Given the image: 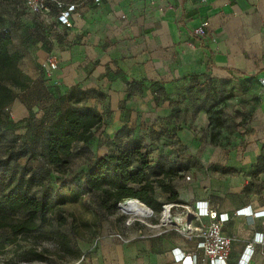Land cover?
Wrapping results in <instances>:
<instances>
[{
  "label": "crops",
  "instance_id": "0c3cea01",
  "mask_svg": "<svg viewBox=\"0 0 264 264\" xmlns=\"http://www.w3.org/2000/svg\"><path fill=\"white\" fill-rule=\"evenodd\" d=\"M67 2L77 4L71 28L61 29L54 40L48 29L45 40L15 49L22 59L10 78L18 93L39 94L40 101L50 102L48 109L53 112L63 108L62 102L68 103L70 96L84 98L89 108L102 115L104 125V117L112 113L109 126L115 136L146 122L152 112L163 126H180L182 144L185 133L193 137L198 125L197 108L204 102L198 101V91L206 96L215 91L232 95L225 110L239 104L242 110L243 98L257 97L264 120V85L260 83L264 79V0ZM203 23H207L204 35L195 34ZM48 56L57 60L58 67L47 75L40 64ZM186 109L185 118L181 113ZM199 114L204 124V110ZM186 127L193 130L185 131ZM210 196L205 188L196 195L180 194L179 199L194 201L192 207L181 205L188 209L185 214L205 202L208 209L230 218L223 225L224 234L235 239L228 264H239L254 229L236 213L247 207L264 208L238 205L230 199L216 204ZM189 219L193 227L199 225L193 217ZM259 227L257 223L255 228ZM198 241L186 238L178 227L127 240L118 235L97 237L86 264H182L176 254L196 253ZM250 264H264V260L255 253Z\"/></svg>",
  "mask_w": 264,
  "mask_h": 264
},
{
  "label": "rangeland",
  "instance_id": "374dc122",
  "mask_svg": "<svg viewBox=\"0 0 264 264\" xmlns=\"http://www.w3.org/2000/svg\"><path fill=\"white\" fill-rule=\"evenodd\" d=\"M24 1L0 0V15L13 39L12 50L25 49L29 44L45 40L42 28L50 29L49 21L29 13ZM29 29L34 30L27 32ZM32 93H19V101L5 109L0 118V199L7 190L11 174L16 178L35 175L41 186L34 188L33 194L44 196L50 203V222L38 232L20 236L14 244L7 245L0 253V264H86L97 237L118 235L127 240L159 233L166 228L181 229V223L164 221V205L170 202H167L168 194L159 189L156 195L158 205L150 208L142 203L152 211L148 218L128 216L120 208L113 212L103 211L98 206L101 193L87 189V175L97 161L105 156L115 157L128 149L129 139L142 144L143 153L152 167L172 169V184L179 197L185 193L196 195L208 188L210 198L216 204L230 199L238 205L264 208V120H261L257 97L243 98L242 110L241 104L238 107L229 105L225 110L222 104H218L223 99L222 94L210 92L209 97L198 91V101L204 102L197 108L198 125L193 137L185 133V144L178 137V132L182 131L180 126L165 127L162 121L153 119L152 112L148 113L146 122L134 129L124 128L117 136L109 126L112 113L103 114L105 125L95 132L91 141L75 145L67 164L52 166L40 152L56 115L48 109L51 108L49 101H40V95ZM87 104L86 99H81L70 106L82 112L89 108ZM213 105L223 109L221 128H213L210 124L207 110ZM200 110L205 113L204 124L200 122ZM181 115L186 118L188 110ZM184 130L193 129L186 127ZM11 150L17 154L25 152L26 156L8 163ZM33 150L37 153L35 158L29 156ZM188 152L194 155H188ZM108 164L115 176L112 161L109 160ZM153 171L159 174L157 168ZM179 202L168 208L173 219L185 216L188 209L183 206L192 207L194 201L186 203L179 199ZM7 215L15 222L22 218L21 213L9 212ZM9 237L10 231L0 228V241ZM30 249L36 252L29 253ZM38 254L44 258L41 260Z\"/></svg>",
  "mask_w": 264,
  "mask_h": 264
},
{
  "label": "trees",
  "instance_id": "16d2710c",
  "mask_svg": "<svg viewBox=\"0 0 264 264\" xmlns=\"http://www.w3.org/2000/svg\"><path fill=\"white\" fill-rule=\"evenodd\" d=\"M48 37V31L42 28ZM13 39L8 29H5L4 19L0 15V118L5 109L10 107L18 98L19 93L14 88L10 72L18 66L22 59L20 51L12 50ZM211 97V95H208ZM232 95L223 96L219 105L226 103ZM84 98L70 96L64 102L63 108L52 112L56 115L50 128L45 134L41 144V156L52 166L67 164L73 154L74 146L77 144H88L95 132L104 126L102 115L93 108L78 111L72 108V102ZM222 107L213 105L207 110L210 124L213 128H221L223 121L220 115ZM128 149L120 151L115 157L105 156L100 158L86 178L87 189L91 192H100L101 197L98 206L101 210L113 212L118 205L125 200H139L148 207L158 205L157 190L168 194L166 204H180L179 195L172 184L174 172L164 166L152 167L143 153L142 144L128 140ZM9 162L17 161L20 157L26 156L25 152L17 154L15 150L9 151ZM37 157L35 150L29 155ZM112 161L114 173L112 174L108 162ZM2 165H0V170ZM158 169L159 174L153 171ZM170 180V181H167ZM35 175L27 178L22 176L16 178L11 174L7 181V190L0 199V228L8 229L11 237L0 241V253L5 251L7 245L14 244L20 236L36 233L50 222L51 206L44 197H37L33 194L34 188L40 187ZM172 202V203H171ZM165 204V205H166ZM164 205V206H165ZM21 213L19 221L10 220L7 213ZM29 253L36 251L30 249ZM41 260L43 255L38 254Z\"/></svg>",
  "mask_w": 264,
  "mask_h": 264
},
{
  "label": "built area",
  "instance_id": "2783aa9c",
  "mask_svg": "<svg viewBox=\"0 0 264 264\" xmlns=\"http://www.w3.org/2000/svg\"><path fill=\"white\" fill-rule=\"evenodd\" d=\"M94 1L99 3L101 0ZM24 6L29 13L49 21L50 31L54 33L50 35L52 40L55 39V35L61 29L72 27L73 17L77 12L76 3L65 2L64 0H25ZM206 26L207 23H203L194 33L204 35ZM57 67L58 62L53 56H48L40 64V70L47 75L56 70ZM260 83L264 85V79H261ZM204 203H197L195 211H188L185 216L178 218L182 219L183 224L180 232L188 239L197 238L199 241L196 253H177V259L182 264H228L235 239L224 234L223 225L230 218L227 215H218L216 211L208 209ZM169 207L171 205L164 206V209ZM236 215L247 219L254 229V235L246 245L239 259V264H250L255 253H259L264 260V209L248 210L247 207L237 211ZM189 217H193L199 225L193 227ZM204 218H208L209 222L205 223ZM170 223L172 224V222ZM257 223L260 226L259 230L255 228ZM156 234L150 236H156Z\"/></svg>",
  "mask_w": 264,
  "mask_h": 264
},
{
  "label": "bare ground",
  "instance_id": "6f19581e",
  "mask_svg": "<svg viewBox=\"0 0 264 264\" xmlns=\"http://www.w3.org/2000/svg\"><path fill=\"white\" fill-rule=\"evenodd\" d=\"M120 207L123 213L131 217L148 218L152 214V211L138 200H127L125 203L120 204ZM164 221L182 224V219H173L170 216L168 208L164 212Z\"/></svg>",
  "mask_w": 264,
  "mask_h": 264
},
{
  "label": "water",
  "instance_id": "95a60500",
  "mask_svg": "<svg viewBox=\"0 0 264 264\" xmlns=\"http://www.w3.org/2000/svg\"><path fill=\"white\" fill-rule=\"evenodd\" d=\"M136 200V199H135ZM139 201V200H138ZM118 208H120L121 209V207H120V204L118 205Z\"/></svg>",
  "mask_w": 264,
  "mask_h": 264
}]
</instances>
